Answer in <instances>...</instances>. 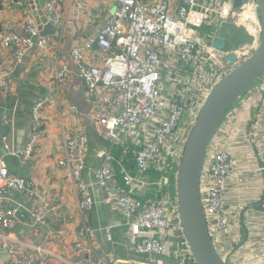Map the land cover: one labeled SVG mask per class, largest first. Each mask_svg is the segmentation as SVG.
I'll return each instance as SVG.
<instances>
[{"label":"built area","instance_id":"built-area-1","mask_svg":"<svg viewBox=\"0 0 264 264\" xmlns=\"http://www.w3.org/2000/svg\"><path fill=\"white\" fill-rule=\"evenodd\" d=\"M115 1L116 9L105 24L70 52L85 96L93 107L94 130L108 142L109 148L102 153L98 167L88 166L83 161L88 134L82 129H72L65 143L66 156L57 165L68 172L80 214L95 208L97 203L90 189L94 186L100 205L124 215L130 230L131 250L147 257L141 264H195L180 226L175 186L177 169L189 133L212 88L257 50L261 35L258 7L254 0H244L238 8L233 7L232 0ZM63 4L64 0H45L43 9L47 21L59 30L63 24ZM11 5L23 10L24 35L0 34V49L13 50L12 58L17 64L25 51L36 49L41 54L47 53L52 38L39 37L31 6L0 0L2 7ZM85 6V2L78 0L76 9L80 12ZM222 23L243 29L251 43L236 48L227 46L224 52L214 49L211 46L214 31ZM203 27L214 29L208 40L199 33ZM92 53L98 56L97 64L87 63ZM231 54L235 60L228 64L225 58ZM68 76V68L60 65L55 71V84L63 85ZM9 78L7 73L0 83L5 98L10 93ZM259 81L260 104L254 105L248 100L252 90L239 99L212 136L200 174V200L210 236L220 234L222 240L233 246L238 242L232 235L233 219L227 211L225 195L236 174V166L229 149L230 133L225 127L239 105L243 113L251 114L253 124L247 140L261 158L257 173L264 174V76ZM48 101L40 99L33 103L30 134L21 150L14 151L7 135L1 137L3 149L16 157L20 166L35 156L43 137L42 113ZM14 114L6 107L1 109V124L9 130ZM114 149L121 152L119 159ZM126 155L132 158L137 175L131 176L120 166L119 187L114 184L115 167ZM170 166L175 167L172 194L156 190L153 198L146 199L145 192L156 189L153 187H169ZM12 193L31 200V209L26 210L19 204L13 206ZM52 210L46 193L24 178L12 175L0 158V259L5 264H70L44 244L30 245L23 250L21 243L11 237L10 231L19 221L30 217L42 226ZM96 232L83 223L76 233L74 248L83 249L84 241L94 246ZM102 232L112 243L111 227H103ZM231 248L227 257L219 255L226 264H264V243L247 240L239 249L244 257L239 254L233 261L230 256L236 248ZM82 264L129 263L111 253L108 258L95 257Z\"/></svg>","mask_w":264,"mask_h":264},{"label":"crops","instance_id":"crops-1","mask_svg":"<svg viewBox=\"0 0 264 264\" xmlns=\"http://www.w3.org/2000/svg\"><path fill=\"white\" fill-rule=\"evenodd\" d=\"M14 1L35 8L31 14L33 16L35 11L34 15L40 19L37 0ZM77 1L64 0L61 6L63 24L57 35L51 39L47 53L41 54L36 49L25 51L21 62L17 64L12 58L13 50L0 49V83L5 79V75L10 73L9 96L5 98L0 88V115L3 107L15 113L10 130L4 129L0 120V158L12 175L24 178L36 189L45 192L53 209L46 217L44 225H36L33 219L26 217L15 224L10 234L21 243L23 250L30 245L44 244L70 264H82L85 260L95 257L105 258L111 253L129 264H141L147 261V257L136 255L131 250L130 230L124 215L112 207L100 205L98 192L94 186H90V189L97 204L92 212L80 214L77 195L70 183L68 172L57 165V162L66 156L65 143L72 129H82L88 134L87 152L83 156V161L88 166L98 167L102 153L109 148L108 142L99 137L94 130L91 121L93 107L85 96L76 66L70 59V52L79 42L97 33L116 9V1L82 0L86 6L80 12L76 9ZM23 23L24 13L21 8L14 5L8 8L0 6V34L13 33L23 36ZM87 58L89 64L98 63V56L95 53ZM60 65L66 66L69 71L68 80L61 86L54 82L55 71ZM259 84L260 81L247 95L248 100L254 105L260 104L262 98L261 90L257 88ZM40 99L49 100L42 113L43 137L37 145L34 158L22 167L16 157L7 154L3 149L1 137L7 135L16 151V133L18 126L22 125L23 146L30 134L31 107ZM252 124L251 114L243 113L239 105L228 118L226 127L223 126L230 133L229 149L236 166V174L231 179L225 195V204L233 219L231 230L238 244L233 246L226 243L220 234L219 237H212V242L222 257L228 256L232 251L231 247L236 248L230 256L232 261L239 254L244 257L239 249L247 240L251 239L256 244L264 243V174L257 173L261 158L254 153L247 140ZM113 151L115 157L119 159V149ZM120 166L131 176L137 175L132 158L126 155L115 167L117 178L114 179V184L119 187ZM169 170L172 174L169 176V187L166 189L164 186H155L153 188L156 189L145 192V197L153 198L156 190L172 194L175 167L170 166ZM83 177L86 183H91L84 175ZM11 199L13 206L19 204L26 210L31 209V200L24 195L12 193ZM83 223L97 230L95 243L92 246L88 241H84L83 249H75L76 233ZM106 226L111 227L112 244L105 239L102 232V228ZM50 230L52 232H49ZM47 235L51 238L48 239ZM0 264H5L2 257Z\"/></svg>","mask_w":264,"mask_h":264},{"label":"water","instance_id":"water-1","mask_svg":"<svg viewBox=\"0 0 264 264\" xmlns=\"http://www.w3.org/2000/svg\"><path fill=\"white\" fill-rule=\"evenodd\" d=\"M41 13L38 19L33 12L40 38H52L58 28L47 21L43 9L45 0H37ZM244 0H232L238 8ZM259 11L261 35L257 50L211 90L191 129L176 174V197L180 226L195 264H226L212 242L200 200V174L208 144L225 117L237 106L241 97L251 91L256 81L264 75V0H254ZM35 8L32 7V10ZM251 41L243 29L222 23L216 30L211 46L224 52L227 46L236 48ZM234 56L225 62L232 64ZM16 75V73H14ZM24 127L18 126L16 151L21 150Z\"/></svg>","mask_w":264,"mask_h":264},{"label":"rangeland","instance_id":"rangeland-1","mask_svg":"<svg viewBox=\"0 0 264 264\" xmlns=\"http://www.w3.org/2000/svg\"><path fill=\"white\" fill-rule=\"evenodd\" d=\"M213 31H214V29H212V27H203V28H201L199 30V33H200V35H201L202 38L208 40V37H209L210 33H212ZM22 167H24V166H22Z\"/></svg>","mask_w":264,"mask_h":264},{"label":"clouds","instance_id":"clouds-1","mask_svg":"<svg viewBox=\"0 0 264 264\" xmlns=\"http://www.w3.org/2000/svg\"><path fill=\"white\" fill-rule=\"evenodd\" d=\"M43 12H44V11H43ZM59 31H60V30L58 29L57 33H58ZM214 34H215V31H214ZM52 38H53V37H52ZM263 76H264V75H263ZM263 76H262V77H263ZM262 77H261V78H262ZM259 80H260V78L256 81V83H257ZM256 83H255V85H256ZM255 85H254V86H255ZM253 88H254V87H253ZM249 92H250V91H249ZM111 244H112V243H111ZM114 256H115V255H114ZM108 257H109V255H108ZM108 257H105V258H108ZM115 258H116V256H115ZM117 259H118V258H117Z\"/></svg>","mask_w":264,"mask_h":264},{"label":"trees","instance_id":"trees-1","mask_svg":"<svg viewBox=\"0 0 264 264\" xmlns=\"http://www.w3.org/2000/svg\"><path fill=\"white\" fill-rule=\"evenodd\" d=\"M212 29H213V27H212ZM13 52H14V51H13ZM12 55H13V54H12ZM14 119H15V114H14ZM2 127H3L4 129H6L3 125H2ZM7 129H9V128H7ZM7 129H6V130H7ZM120 154H121V152H120ZM154 176H156L155 173L153 174V177H154ZM146 199H150V198H147V197H146Z\"/></svg>","mask_w":264,"mask_h":264}]
</instances>
